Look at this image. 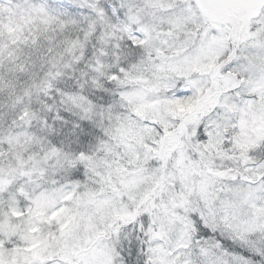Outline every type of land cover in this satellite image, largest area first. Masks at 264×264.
<instances>
[{"label": "snow or ice", "instance_id": "1", "mask_svg": "<svg viewBox=\"0 0 264 264\" xmlns=\"http://www.w3.org/2000/svg\"><path fill=\"white\" fill-rule=\"evenodd\" d=\"M0 264H264V0H0Z\"/></svg>", "mask_w": 264, "mask_h": 264}]
</instances>
